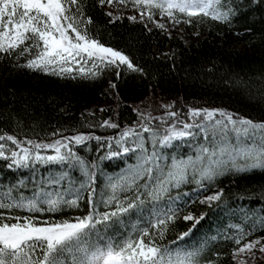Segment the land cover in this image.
Listing matches in <instances>:
<instances>
[{
    "label": "snow or ice",
    "instance_id": "1",
    "mask_svg": "<svg viewBox=\"0 0 264 264\" xmlns=\"http://www.w3.org/2000/svg\"><path fill=\"white\" fill-rule=\"evenodd\" d=\"M105 2L111 4L112 0H100L101 4ZM132 3L141 10L142 19L147 14V18L153 20L158 12L177 24L181 19L190 24L198 17L225 23L233 14L222 0H132ZM128 18L136 19L135 16ZM90 23L91 18H85L79 0H0V53L8 56L16 53L18 57L28 54L32 58L22 67L59 76L71 75L74 66H78L75 70L79 74L93 78L104 67L127 65L133 68L122 52L88 35ZM156 26L164 28L160 23ZM34 49L38 50L35 55ZM89 64L90 67H86ZM161 107L165 111L155 117L134 108L138 113L134 126H125L117 137L106 138L108 157L131 152L136 156V163L118 178H109L100 201L95 199L93 169L96 164L80 157L73 145L93 138L100 141L101 137L78 133L44 143L0 134V141L14 146L6 149L5 143H0V158L10 161L9 168L68 165L78 167L85 177L79 188L49 190L48 185L61 183L64 178L61 173L59 177H49L47 182L42 180L36 184L30 196L22 192L16 194L15 187L0 195V264H198L206 245L188 247L180 243L190 235L191 228L168 244L163 243L178 211L171 205L180 199L178 190L185 184L195 183L201 188L205 187V182H215L225 171L264 169V122L234 118L224 109L191 107L184 114L185 119H180L174 104ZM100 127L117 128L118 125L105 120ZM198 136H202L204 142H197L194 155L167 151L189 144ZM113 140L116 150L112 149ZM148 143L151 150L146 146ZM47 150H51V154H46ZM20 186L23 187V182ZM173 190H177L175 197ZM82 192H87V214L62 220L41 219L36 215L55 213L65 206L79 208ZM222 196L223 190H220L201 203L211 204ZM99 203L103 204L104 211L99 210ZM17 211L27 215H14ZM145 211L148 216L143 220ZM133 213L138 214L137 220L143 227L132 224L127 237L109 235V228L117 225L127 229L125 217L131 220ZM202 218H194L190 213L183 217L196 223ZM242 238L235 240L239 247L232 252L237 264H245L238 259L240 254L251 253L261 244L260 240H252L241 245ZM259 251L264 253V245ZM205 264L214 262L208 260Z\"/></svg>",
    "mask_w": 264,
    "mask_h": 264
},
{
    "label": "trees",
    "instance_id": "2",
    "mask_svg": "<svg viewBox=\"0 0 264 264\" xmlns=\"http://www.w3.org/2000/svg\"><path fill=\"white\" fill-rule=\"evenodd\" d=\"M222 3L233 11L229 22L198 17L187 24L181 19L180 25L196 34L186 42L159 27L127 18L114 19L106 9L107 2L79 0L85 18H91L88 35L122 52L133 68L104 67L94 78L79 73L59 76L22 67L32 58L28 54L18 57L16 53L11 56L0 53V134L44 143L78 133L101 137L100 141L93 138L73 145L80 157L96 164L93 169L95 199L100 201L109 178H118L136 163V156L131 152L108 157L106 139L117 137L125 126H134L138 121L134 108L155 117L165 111L161 105L172 103L180 119H185L184 114L191 107L224 109L234 118L264 122V0H222ZM237 45L243 47L240 49ZM37 51L34 49L33 55ZM105 120L118 127H100ZM197 142L203 143V137L167 151L194 155ZM0 143H5L6 149L14 147L10 142ZM146 146L151 150L150 143ZM112 149L116 150L114 140ZM46 154H51V150ZM8 163L0 158V195L15 187L16 194L30 196L36 184L42 180L47 182L49 177H59L61 173L64 174L61 183L48 185L49 190L79 188L85 181L78 167L36 164L9 168ZM220 190L223 196L219 201L201 203ZM178 191L180 199L171 205L178 209L176 218L169 224L163 243L168 244L191 228L190 235L180 243L195 241L198 247L206 245L198 264L208 260L214 264H237L232 259L233 250L239 247L235 243L237 238L243 237L241 245L252 240L264 241V169L225 171L215 182H205V187L188 183ZM81 195L79 208L65 206L55 213L36 215L55 220L85 215L87 192ZM172 196H177V190H173ZM98 207L100 211L105 210L102 203ZM189 213L194 218H203L199 223L184 220ZM14 215L27 213L17 211ZM137 215L133 213L131 220L125 217L127 229L124 225L109 228V235L127 237L132 224L143 227ZM147 216L145 211L142 219L146 220ZM236 227L237 233H233Z\"/></svg>",
    "mask_w": 264,
    "mask_h": 264
},
{
    "label": "rangeland",
    "instance_id": "3",
    "mask_svg": "<svg viewBox=\"0 0 264 264\" xmlns=\"http://www.w3.org/2000/svg\"><path fill=\"white\" fill-rule=\"evenodd\" d=\"M106 9L114 19H129V16H135L136 19L133 21L143 22L150 27H157L156 23L163 24L164 28L160 29L165 31L170 36L181 38L186 42L191 41L196 36V34H193L190 31L186 30L182 25H180V23H173L167 16L161 17L158 12H155V14L153 15V20H149L147 18V14H145L142 19L141 10L137 9L133 5L132 0H112V3L106 6ZM153 21H155L156 23H154ZM237 47L241 49L243 46L237 45ZM86 67H90V64L86 65ZM75 68H78V66H74L73 73H78ZM245 217H248V219H250V217L247 215ZM237 230L238 227L232 229V232L237 233ZM228 231H230V229H228ZM202 241L204 240H201L199 242ZM182 244L187 245L188 247H198V244L195 243V241L189 242L187 244L184 242ZM261 245H264V241L261 242V244L256 245V247L252 249L251 253L245 252L243 254H240L238 256V259L243 260L245 264H264V253H261L259 251Z\"/></svg>",
    "mask_w": 264,
    "mask_h": 264
}]
</instances>
